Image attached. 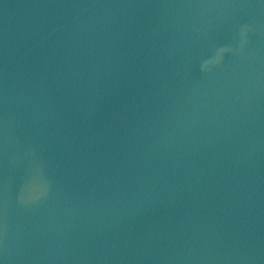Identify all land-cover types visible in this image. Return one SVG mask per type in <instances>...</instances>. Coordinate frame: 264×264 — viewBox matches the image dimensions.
I'll return each mask as SVG.
<instances>
[{"label":"water","instance_id":"95a60500","mask_svg":"<svg viewBox=\"0 0 264 264\" xmlns=\"http://www.w3.org/2000/svg\"><path fill=\"white\" fill-rule=\"evenodd\" d=\"M2 264H264L261 0H0Z\"/></svg>","mask_w":264,"mask_h":264},{"label":"clouds","instance_id":"9594fccd","mask_svg":"<svg viewBox=\"0 0 264 264\" xmlns=\"http://www.w3.org/2000/svg\"><path fill=\"white\" fill-rule=\"evenodd\" d=\"M262 3H264V0H261Z\"/></svg>","mask_w":264,"mask_h":264},{"label":"snow or ice","instance_id":"6c2138e0","mask_svg":"<svg viewBox=\"0 0 264 264\" xmlns=\"http://www.w3.org/2000/svg\"><path fill=\"white\" fill-rule=\"evenodd\" d=\"M0 264H2V262H0Z\"/></svg>","mask_w":264,"mask_h":264}]
</instances>
